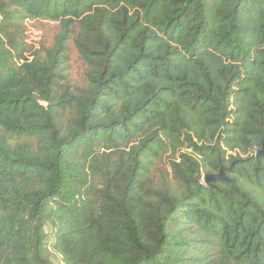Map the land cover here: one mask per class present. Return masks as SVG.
<instances>
[{
	"label": "trees",
	"instance_id": "trees-1",
	"mask_svg": "<svg viewBox=\"0 0 264 264\" xmlns=\"http://www.w3.org/2000/svg\"><path fill=\"white\" fill-rule=\"evenodd\" d=\"M263 145L264 0H0V264H264Z\"/></svg>",
	"mask_w": 264,
	"mask_h": 264
},
{
	"label": "rangeland",
	"instance_id": "rangeland-1",
	"mask_svg": "<svg viewBox=\"0 0 264 264\" xmlns=\"http://www.w3.org/2000/svg\"><path fill=\"white\" fill-rule=\"evenodd\" d=\"M61 32V25L58 22L46 21V20H31L25 23V37L26 44L30 52H34L36 49L44 47L51 49L54 45L56 36ZM67 66L65 74L69 82V86L73 91H79L86 85L85 74L87 72V66L80 59L72 41L69 42V51L67 57ZM170 160L172 155L170 152H165L161 155L160 159L155 162V170L153 176L155 179L160 178L162 175H166L170 171ZM46 243L51 240L50 227L45 228ZM60 258H54L55 263H59Z\"/></svg>",
	"mask_w": 264,
	"mask_h": 264
},
{
	"label": "water",
	"instance_id": "water-1",
	"mask_svg": "<svg viewBox=\"0 0 264 264\" xmlns=\"http://www.w3.org/2000/svg\"><path fill=\"white\" fill-rule=\"evenodd\" d=\"M255 157L256 158H260V157H264V145L262 146V148L260 150H258L255 153ZM234 164L231 165L230 169H232ZM216 181H223V182H229L230 180L226 178L225 173L223 171V168H221L219 170V172L217 174H208L205 177L204 180V184L206 186H212V184H214Z\"/></svg>",
	"mask_w": 264,
	"mask_h": 264
},
{
	"label": "built area",
	"instance_id": "built-area-1",
	"mask_svg": "<svg viewBox=\"0 0 264 264\" xmlns=\"http://www.w3.org/2000/svg\"><path fill=\"white\" fill-rule=\"evenodd\" d=\"M204 179V177L202 178V180Z\"/></svg>",
	"mask_w": 264,
	"mask_h": 264
}]
</instances>
